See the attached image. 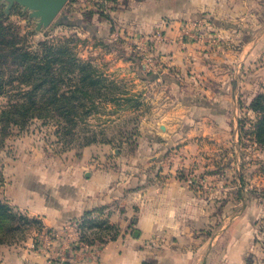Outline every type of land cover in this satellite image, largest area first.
Segmentation results:
<instances>
[{
    "label": "rangeland",
    "instance_id": "1",
    "mask_svg": "<svg viewBox=\"0 0 264 264\" xmlns=\"http://www.w3.org/2000/svg\"><path fill=\"white\" fill-rule=\"evenodd\" d=\"M228 1L235 16L225 18L221 33L201 9L185 19L164 16L189 11L191 0H68L41 28L31 11L0 0V20L13 34L30 51L56 57L50 71L59 74L61 92L70 78L78 83L80 64L95 81L92 97L75 101L94 106L92 113L70 134L59 136L40 120L0 131V201L13 213L0 218V246L33 243L58 261L69 252L87 258L126 238L160 256L144 264L168 263L170 254L186 264H264V145L251 106L264 94V0ZM173 22L179 32H169ZM188 47L234 57L231 65L214 64V96L165 60L168 50ZM9 100L0 96V112ZM98 171L114 173L112 199L63 229L47 228L15 203L71 197L75 183ZM151 211L161 214L140 223Z\"/></svg>",
    "mask_w": 264,
    "mask_h": 264
},
{
    "label": "crops",
    "instance_id": "2",
    "mask_svg": "<svg viewBox=\"0 0 264 264\" xmlns=\"http://www.w3.org/2000/svg\"><path fill=\"white\" fill-rule=\"evenodd\" d=\"M191 1L192 3L188 5L189 11H184V13L183 11L175 12L174 10H170L169 12L166 11L164 16H167L171 20H174L173 18L175 17L185 19L187 15L191 17L193 12L201 9L207 12L205 14L213 18L215 30L221 33L227 32L224 26L225 18L235 16V12L231 7L232 5L229 4L228 0H197L199 2L198 5L195 3V0ZM212 14L213 16H211ZM167 25L170 26L169 32L171 33L180 31L181 23L179 22L167 23ZM174 28L176 31L174 30L172 32ZM261 45H263L262 41L257 44L256 48H259ZM167 47L172 49L173 45L169 44ZM192 49L191 47L185 49L175 48L171 53L167 49L168 53H166L165 60L181 76L187 77L190 73L192 75L190 78L192 81H195L196 84L199 82L204 84L205 88L203 90L205 92L207 91L206 93L212 97L215 93H212L208 88L209 80L214 76V64L222 65V62H226L231 65L233 64L234 57L226 53V51L216 54L210 51H192ZM253 54L255 52H251L247 57L248 59L244 60V62L250 63L253 59L251 57ZM115 181L114 173L98 171L90 174L86 180L75 183L74 195L71 197L63 195L58 198L57 202L55 201L53 203L48 200L49 202L47 201L46 204L44 199L38 198L40 205L36 204L38 202L32 203V201H28L27 199L15 203L27 210L30 214L40 215L47 228L59 230L63 229L71 219H80L86 212L106 205L112 199ZM158 214H161V212L151 211L148 214L143 213L140 215L139 222L141 223V218H156ZM157 228V225L152 226L148 233L153 234L157 231ZM138 233L140 239H142L143 233ZM142 243V241L138 240L130 241L126 238H121L107 244L105 249H102L99 253H89L90 256L87 258L82 256L81 252H69L66 259H57L58 261H53L54 257L52 255L54 253L53 251H47V247V249L39 246L36 248L32 243L28 244L25 248L16 249L15 247L3 245L0 246V264H47L49 261L54 264H144L148 258L152 259L154 257L155 260L159 259V255L152 253L149 250V246H144ZM168 260V263L165 264H173L172 262L176 260L179 264H186L183 258H176L175 254H170ZM231 264L241 263L232 262Z\"/></svg>",
    "mask_w": 264,
    "mask_h": 264
},
{
    "label": "trees",
    "instance_id": "3",
    "mask_svg": "<svg viewBox=\"0 0 264 264\" xmlns=\"http://www.w3.org/2000/svg\"><path fill=\"white\" fill-rule=\"evenodd\" d=\"M56 60V57L49 59L43 52L30 51L25 39L13 34L12 25H6L0 20V96L10 98L9 103L0 112V131L12 126L22 130L31 122L40 120L44 123H53L56 127L55 132L66 136L77 125L78 119L85 120L92 113L94 106L89 107L86 102L75 103L80 98L92 97L88 86L95 84V81L88 72L90 66L80 64L84 72L78 83L75 84L70 78L71 85L67 91L61 92L58 86L59 74L50 71L51 62ZM15 80L20 85L7 89L10 82ZM98 88L100 93L101 89ZM251 106L253 112L257 114L255 137L264 145V94L258 95ZM2 176L0 173V178ZM12 214L9 205H4L0 201V218L8 219L13 217ZM10 229L15 230L12 225ZM3 243L4 240L0 237V245Z\"/></svg>",
    "mask_w": 264,
    "mask_h": 264
},
{
    "label": "water",
    "instance_id": "4",
    "mask_svg": "<svg viewBox=\"0 0 264 264\" xmlns=\"http://www.w3.org/2000/svg\"><path fill=\"white\" fill-rule=\"evenodd\" d=\"M9 7L18 3L24 9L32 12L33 16L40 18L38 27H48L59 15L68 0H8ZM135 236H139L136 232Z\"/></svg>",
    "mask_w": 264,
    "mask_h": 264
},
{
    "label": "built area",
    "instance_id": "5",
    "mask_svg": "<svg viewBox=\"0 0 264 264\" xmlns=\"http://www.w3.org/2000/svg\"><path fill=\"white\" fill-rule=\"evenodd\" d=\"M47 264H54V263H52V262L49 261Z\"/></svg>",
    "mask_w": 264,
    "mask_h": 264
}]
</instances>
